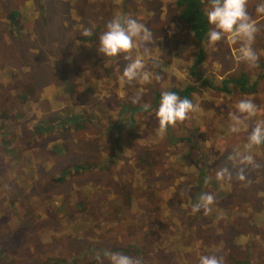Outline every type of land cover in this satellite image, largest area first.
<instances>
[{
	"label": "rangeland",
	"instance_id": "rangeland-1",
	"mask_svg": "<svg viewBox=\"0 0 264 264\" xmlns=\"http://www.w3.org/2000/svg\"><path fill=\"white\" fill-rule=\"evenodd\" d=\"M175 2L0 0V264H109V253L136 258V250L142 251V264H197L200 256L212 254L224 264L230 256L248 264L258 259L257 248L247 254L235 245L253 233L259 237L257 221L264 233V144L253 149L255 164L239 181L240 165L228 157L243 149L247 132L228 128L236 104L248 98L258 108L247 121L248 133L258 123L264 126V80L257 76L262 68L240 61L239 44L227 38L210 46L208 24L196 70L211 86L199 87L198 74L190 73L199 46L178 25ZM117 13L145 23L153 34L144 53L160 60L161 70L151 65L150 82L122 86L128 61L96 50ZM256 23L253 49L260 58L264 21ZM85 28L93 35H82ZM240 73L252 93L229 82L226 94L219 91L222 80ZM187 85L196 88L191 101L200 112L160 139L155 119L160 98L154 95ZM141 90L140 102L132 103ZM193 161L197 167L189 166ZM74 165L82 169H70ZM220 168L232 178L218 181ZM63 170V181H56ZM212 181L234 194L215 199L210 209L216 217L203 210L202 216L193 214L191 203ZM75 200L83 205H73ZM230 221L238 223L235 232L228 230ZM130 222L131 233L125 231Z\"/></svg>",
	"mask_w": 264,
	"mask_h": 264
},
{
	"label": "clouds",
	"instance_id": "clouds-1",
	"mask_svg": "<svg viewBox=\"0 0 264 264\" xmlns=\"http://www.w3.org/2000/svg\"><path fill=\"white\" fill-rule=\"evenodd\" d=\"M248 0H209L206 9L207 23L211 29L207 33V42L215 46L227 38L233 45L239 44L238 59L248 65L249 68L258 67L259 57L253 49L256 34L260 31L257 23L248 12ZM256 14L264 16V2L256 6ZM82 35H93L91 29L85 28ZM153 43V34L145 23L139 22L131 16L117 13L105 26V30L98 37V54L106 58L123 56L128 61L120 77L121 85L139 81L141 84L150 82L153 73L148 69L144 52L147 45ZM133 53L135 57L133 58ZM159 79V77H157ZM143 90L132 99V103H139ZM147 107V105H144ZM198 105L188 98L181 99L176 93L163 91L161 93L158 108L155 110V119L158 121L156 135L163 139L169 127H176L189 119L190 113H199ZM258 108L251 98L241 99L235 106L229 125V133L247 132V142L242 150H236L228 159L239 163L240 168L236 178L245 181V168L254 165L252 151L256 146L264 144V126L256 124L248 133L247 121L256 116ZM215 159L212 157L211 160ZM218 181L231 179V172L227 168H220L216 172ZM215 203V197L211 193L201 194L198 201L191 203L193 214L200 211H210V206ZM109 264H141L140 259L119 252L108 254ZM199 264H224L222 256L202 255Z\"/></svg>",
	"mask_w": 264,
	"mask_h": 264
},
{
	"label": "trees",
	"instance_id": "trees-1",
	"mask_svg": "<svg viewBox=\"0 0 264 264\" xmlns=\"http://www.w3.org/2000/svg\"><path fill=\"white\" fill-rule=\"evenodd\" d=\"M199 3H200L199 0H177V2H175V8L177 9V12H178V15H177L178 20L180 22H182L183 24H189V26H190V28L192 30V35L194 37V40L197 42V44L199 46V50H198V52L196 54L194 63L191 66V73L198 74V76H196V77L198 79H200V81H199V87H205V86L210 87L211 86V82H208L207 80H204L205 78H201L200 77L201 76V73L198 70H196V69H198L199 64H200V62H201V60L203 58L202 57L203 56V50H202V47H200V45H202L201 44V39L203 38V36L206 33V22H207L205 15L202 14V11L200 10V7L198 5ZM11 16L12 15L9 13L8 16H7V18H8V20L10 21V23L13 26H16V20H14ZM259 77H260V79H264V71L262 72V74ZM227 82L236 84L238 86L239 91L241 93H249V92H253L254 91L252 86L247 85V82H246V80H244L243 75H240L236 79L222 80L221 81L222 88L219 89V91H222L223 93H227V90H226V84H227ZM66 83H67L66 81H62L61 82V85H64ZM69 88H70V86L67 87V89H69ZM168 89H169L168 91L174 92L178 96H180L181 99L188 98L190 100H191V95H193L196 92V88H194V87H192L190 85H187L185 87H182L181 89L174 88V87H170ZM154 96L155 97H159V98L161 97V95H159L157 93H155ZM138 108L139 107H135L133 109H138ZM145 112H147V109H145ZM74 118H75L74 116L68 117L67 118V121H69V119L70 120H74ZM39 130H40V128H38L36 126V131H39ZM42 131L43 132L45 131V127L43 128ZM58 147L61 148V149H64L65 148V147H61V146H58ZM55 148H57V146H54V149ZM54 151L56 152V149ZM195 162L194 161L193 162H190L189 166H192V167L195 166V167H197V164ZM86 168H87V166H86ZM70 169H72L74 171H79L80 169H82V166L81 165H74V166H71ZM65 173H67V171L66 170H63L59 174V176L56 179V181H59V182L63 181V178L65 176ZM197 174H198V177H200V172L198 173V171H197ZM205 185H206V187L208 189L207 190V193L214 194L215 195V199L221 198L222 196L223 197H230L232 194H234V191L233 190H230V192H226V191L221 190L219 188L217 182H213L212 181L211 183H206ZM80 199L83 200L82 197H80ZM198 199L199 198H195V201H198ZM72 204L73 205H77V206H82L83 205V202L82 201H79V200H75ZM209 213H210V215L213 214V212L211 211V209H210ZM197 215L198 216H202V211L197 212ZM198 216H194L196 222L199 219ZM213 216L216 217L215 214H213ZM224 217L227 219L226 214L224 215ZM237 224L234 223V222H232V221H230L229 224H228V230L230 232H235L234 227H236ZM126 225L128 226V228H129L130 231L127 230V229L125 231L131 233L132 232L131 229H130L131 222L129 224H126ZM258 225H259V222L257 221V224L255 226L254 232L257 231L258 236H259L258 238L253 233L251 235H248L245 238V240L242 242L243 244L242 243L241 244L236 243V245H235L236 247L244 246L246 253L247 252H251L250 250H253V249H256L257 248L256 254L258 256V259L257 260L256 259H252L251 260V264H258V263L264 264V251H259L258 250V247H261L264 250V244H263V242H264V233H260L261 230H260V226H258ZM200 229H202V225L198 224L197 230H200ZM176 235H177V233H176ZM143 240H145V237H142L141 238V241H143ZM260 243L262 245H260ZM253 245H256V247H254ZM139 247L141 249H144V247H142V246H139ZM209 248L214 249V247H209ZM99 250H101V249H99ZM239 250H240V248H238V251ZM140 252H142V251H139V250L134 251L136 258L140 259L141 264H142L141 253ZM101 253L102 254H105V251H103ZM247 254H249V253H247ZM101 256L104 257V258L106 257V255H101ZM253 256L254 255H252V258H253ZM227 261L230 264H248L247 262H244V260H238L234 256H230ZM197 264H199V262Z\"/></svg>",
	"mask_w": 264,
	"mask_h": 264
},
{
	"label": "crops",
	"instance_id": "crops-1",
	"mask_svg": "<svg viewBox=\"0 0 264 264\" xmlns=\"http://www.w3.org/2000/svg\"><path fill=\"white\" fill-rule=\"evenodd\" d=\"M200 1V3L198 4L199 5V7H200V4H203V1L204 0H199ZM262 2H264V0H248V5H247V7L249 8V10H248V12H249V15L250 16H254V18H252L255 22H258V21H260V20H262V21H264V16H261V15H257L256 14V11H255V9H256V6L258 5V4H260V3H262ZM206 9L208 8V6H209V0H206ZM206 9H205V12L204 11H202V14H204L205 15V17H206ZM252 10V11H251ZM261 16V17H260ZM206 21H207V17H206ZM181 24H178L180 27H184V28H186V29H188L189 31H191V36H192V39L194 40V37H193V35H192V30H191V28H190V26H189V24H183L182 22H180ZM182 25V26H181ZM207 25H208V23L206 22V32H207ZM171 26L173 27V29L176 31V26H174V25H172L171 24ZM210 26V25H209ZM182 27V28H183ZM206 34V33H205ZM171 54H173V51H171ZM144 56H145V60H146V62H147V67H148V69L150 70V68H151V65L152 64H154V68H155V70H156V73H159L160 72V70H161V67H160V60H159V63L157 62L158 60L157 59H155V58H153L154 56L153 55H147L146 53H144ZM172 56V55H171ZM260 56V58H259V60H258V67H255L256 69H259V68H262V72L264 71L263 70V67H262V65L264 64V57H262L261 55H259ZM158 63V64H157ZM158 66H159V68H158ZM171 69H172V66H171ZM151 71V70H150ZM190 71H191V69H190ZM261 71V70H260ZM262 72L261 73H258V78H260L259 76L262 74ZM191 73V72H190ZM191 75H192V73H191ZM240 75H243V77H244V80H247L246 79V77H245V73H240L239 75H238V77L240 76ZM260 80H264V79H260ZM260 80H258V82L260 81ZM247 82V81H246ZM249 84V83H248ZM247 84V85H248ZM193 87V86H192ZM252 93V92H251ZM224 94H226V93H224ZM70 120V119H69ZM65 122H67V118L64 120Z\"/></svg>",
	"mask_w": 264,
	"mask_h": 264
},
{
	"label": "flooded vegetation",
	"instance_id": "flooded-vegetation-1",
	"mask_svg": "<svg viewBox=\"0 0 264 264\" xmlns=\"http://www.w3.org/2000/svg\"><path fill=\"white\" fill-rule=\"evenodd\" d=\"M133 134L131 131L129 132V135ZM137 134V133H136Z\"/></svg>",
	"mask_w": 264,
	"mask_h": 264
}]
</instances>
